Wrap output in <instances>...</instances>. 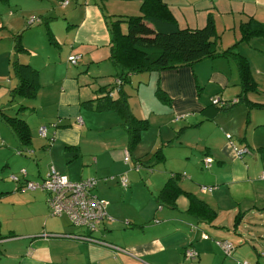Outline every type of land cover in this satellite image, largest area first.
Returning a JSON list of instances; mask_svg holds the SVG:
<instances>
[{"label":"crops","instance_id":"crops-1","mask_svg":"<svg viewBox=\"0 0 264 264\" xmlns=\"http://www.w3.org/2000/svg\"><path fill=\"white\" fill-rule=\"evenodd\" d=\"M74 1L81 7L66 14L63 32L50 29L57 53L39 57L24 42L26 52L18 56L21 63L39 72L36 97L33 100L17 98L10 106L6 105L10 109L15 106L13 115L4 116L0 110L2 118L16 117L24 121L31 136L30 145L24 146L5 122L11 134L2 135L0 131L3 146H0V165L8 169L0 171L4 172L0 176V264H182L187 249L197 253V258L189 264H249L234 258L238 246L228 241L227 227L219 224L224 212L219 215V211L227 212L230 217L235 215L233 234L244 243L248 236L241 234L240 224L250 217L264 218V178L261 179L264 110L240 104L211 118L204 113L212 99L239 98L241 87L236 63L219 57L191 67L150 73L147 77H143L146 74L131 76L123 91L133 116L146 121L150 129L161 126V123L153 124L157 116L174 117L176 122L167 120L162 124L167 128L165 139L159 131L153 138L152 152L138 146L129 152L122 118L102 104L105 93H110L111 100L118 96L117 89H112L118 69L109 61L110 37L103 12L95 4L98 0ZM120 2L118 5L113 0H105L104 13L109 14L116 6L134 4ZM162 2L179 29H200L211 18L220 45L233 39L231 46L239 43L242 33L253 23V28L264 25V0ZM137 6L133 8L140 11ZM173 8L180 11L182 20L174 15ZM248 22L251 23L243 26ZM159 28L169 29L168 26ZM219 28L224 31V42L223 36H218ZM235 50L248 61L259 92L248 97L253 103L264 105V38L240 42ZM72 57L77 58L75 65L69 63ZM44 69L47 70L43 72ZM157 86L164 99L157 96ZM8 92L9 89L7 97ZM43 126L47 130L45 138L38 135V129ZM198 133L205 135L200 138ZM147 134L142 132L138 142L147 139ZM158 145L160 150L165 147V176L137 162L149 157ZM183 145L202 146L200 167L204 171L196 167L192 155L182 157V150L197 153ZM234 148L244 149L246 153L239 156ZM206 157L212 159L208 167L202 163ZM169 158L178 159L179 165H167ZM141 167L146 171H141ZM51 169L73 182L96 179L93 194L105 201L106 217L97 231L88 235L99 240V244L73 238L86 235L83 230L67 232L61 225L49 227L47 195L39 190L20 189L24 181L41 182ZM21 170H25V178L20 176ZM170 171H186L180 176L179 186L215 212L212 221L200 222L186 212L185 196L177 199L176 209L156 203L154 197ZM11 175L17 176L20 182H12ZM122 179L127 181L125 186H121ZM138 194L143 198H137ZM255 238L249 243L254 251L253 264H264V235ZM218 241H228L233 249L226 254L217 246ZM54 258L60 262L53 261Z\"/></svg>","mask_w":264,"mask_h":264},{"label":"trees","instance_id":"trees-1","mask_svg":"<svg viewBox=\"0 0 264 264\" xmlns=\"http://www.w3.org/2000/svg\"><path fill=\"white\" fill-rule=\"evenodd\" d=\"M139 1H141V13L137 17L107 16L104 13L105 0L95 2L103 12L105 25L110 37L109 61L118 69L117 74L113 77L118 83H115L112 87V89H117V99L111 100L112 97L108 92L103 96L104 100L102 101L105 102L102 104L107 109L118 113L122 118L123 127L128 136L129 152L137 145L141 133L148 129V123L135 118L127 104V95H125L123 87L130 83L131 76L191 67L206 59L219 57L230 59L236 63L240 78L241 94L237 99L230 101L219 100L220 103L218 104L211 103L205 110V115L211 118L240 104L249 108L264 110V105L253 103L249 98L250 96L248 97V95L259 94V92L252 78L248 61L235 50L240 42L250 38H264V25L253 28L254 23L248 26L251 23L248 22L243 25L248 26L246 31L242 33L243 39L239 43L237 42L222 50L218 48L217 36L211 18L207 19L205 26L200 29H179L170 10L162 0ZM121 25L126 26V32L122 31ZM160 26H168L169 29L162 31L159 28ZM13 49V53L17 56V61H14L12 64L13 69L11 70L17 80V84L8 92L9 101L13 102L17 98L33 100L40 87L39 72L30 65L19 61L18 56L26 52L22 46L20 35L14 36ZM156 94L161 99L165 98L158 86ZM234 100L236 102H233ZM21 109L22 107L19 110ZM2 120L11 128V131L17 136L22 145H30L31 136L28 125L24 121L16 117H4ZM206 158L203 159V165ZM163 161V154L160 150H157L146 159H139L137 162L144 168L153 171L155 164ZM180 176V174H171L159 193L154 197L156 203L162 207L176 209L177 199L180 196H185L188 200L186 212L193 215L200 222L212 221L215 212L193 194L181 189L178 184ZM82 233L86 234L87 232L83 231Z\"/></svg>","mask_w":264,"mask_h":264},{"label":"rangeland","instance_id":"rangeland-1","mask_svg":"<svg viewBox=\"0 0 264 264\" xmlns=\"http://www.w3.org/2000/svg\"><path fill=\"white\" fill-rule=\"evenodd\" d=\"M82 1L83 0H80V3ZM113 1H115L116 4L121 3L120 0H113ZM140 2L141 1H139V0H135L132 2L134 4H132L131 6L127 5L126 7L125 6H122V7L116 6L114 8L111 7L112 8L111 10H113L116 13L111 11L108 14L106 11L105 14L110 15V16H121L122 15L123 17H137L140 15L141 12L135 10V8H133V7H135V5L136 6L138 5L137 7L140 8ZM68 4H69L68 7H67V5L64 6L63 0H0V110H1V112L3 111L2 114H4V116L5 115L6 116L13 115L15 113L14 110H16L15 106L12 107V109L6 107V105H8V104L11 105L13 103L12 101H9V96L7 97L6 91L8 89L10 90L11 88H14L16 85V82H17V80L14 76V73L11 70V69H13L12 64L14 63V61H17V56L13 53L14 52V49H13V38H14V36L20 35L22 46H23L24 42H28L27 44H29V46H32L34 48L35 53L39 54V57L40 56L46 57L47 54H49V53H52V54L57 53L56 52L57 46L55 44V41L52 43L53 35H52V31H50V29L53 28V29H56L57 31L63 32L62 28H64V25H66V23H67L66 19H65L66 14L68 15L70 12H72L77 7H81V4H77L74 0H68ZM104 6H105V4H104ZM173 10L175 11L174 15L177 18L180 17V18H178L179 21H180V19L182 20V17L180 16V13H179L180 11L176 8H173ZM47 18H50V20L45 21V19H47ZM122 31L126 32V26L125 25H122ZM223 33H224V31L219 28V32H218L219 35L218 36L222 37ZM222 40L224 42V36L222 37ZM222 40H221V42H222ZM218 42H220V40L217 41V44H218ZM232 42H234V39H233V41H231V43L230 42H224L223 44L221 43V45L218 44V48L220 49V47H221V48L227 49L229 46H231ZM33 55H35V54H33ZM18 59L20 60V58H18ZM22 59L26 60V57H22ZM69 63L71 64V62H69ZM48 67H50V66H48ZM100 68H102V67H100ZM45 70H47V69H44L43 72ZM92 71H95V70L93 69ZM147 75H149V74H146L143 77H147ZM235 75L237 77V74H235ZM151 79L153 80V78H151ZM135 86H137L136 82L133 83V87H135ZM129 87L130 86L128 85V88ZM128 88H127V90H130ZM229 97H230V95H225V98H229ZM18 102H20V100H18ZM10 105H8V106H10ZM2 114L0 115L1 118L3 117ZM181 119H183V118H181ZM167 120L172 121L173 123L176 122L174 117H172V119H171L170 117L157 116L156 119L153 120V124L157 125V124L161 123V126L160 127L156 126V127H154V129H152V128L150 129L148 126V129L146 130V133L148 132L147 139L143 140L142 142H138L136 146H138L139 148H144V150H147L148 153L152 152L151 148L154 147L153 146L154 145L153 138H154V136H156V134L157 135L159 134L158 133L159 131H160L161 137L163 139H165V134L167 133V128L165 129V126L162 127V124L165 123V121H167ZM177 121H180V120H177ZM43 127H45V126H43ZM213 129L214 128L212 126L211 131H213ZM0 131H1L2 135L6 134L7 136H9V134H11V132L9 131V128L4 124V122H2L0 124ZM198 134L200 135V138H202L205 135V133H198ZM0 144H2L1 141H0ZM0 146H2V145H0ZM163 146H165V145H163ZM183 146L186 147L187 149L194 150L197 153L193 152V153L189 154L188 150H186V151L182 150V153H181L182 157L186 158L187 156L192 155V157L195 158L196 167L200 171H204L202 166L200 167V161L202 160L200 158L202 146H198V147H197V145H191V146L183 145ZM157 147L159 148L160 146L158 145ZM157 147H156V149H157ZM2 148H3V146H2ZM2 148H0V149H2ZM156 149H153L154 152H156ZM195 149H197V150H195ZM159 150H160V148H159ZM160 152L163 154V157L165 158V147L163 148V150H160ZM198 152H200V154H198ZM174 153L175 152H173V154ZM168 156L171 157V155H168ZM202 157H203V155H202ZM177 160L178 159H176V158H172L166 163L169 166L170 165L172 166L173 163L175 164L174 166H177V165H179ZM202 163H203V161H202ZM1 166L2 165H0V171H8L7 168L1 167ZM142 167L140 168V170L146 171V170L142 169ZM166 169H167V166L165 168V159H164L163 162L155 164L153 172L157 173L158 175L162 174L163 176H165V170ZM183 172H186V171H170L166 175H169V177L171 176V174L183 175ZM3 174H4V172L3 173L0 172V176H2ZM157 174H155V177L157 176ZM1 181H2V179L0 177V182ZM3 181L11 184L10 182H8L7 179H3ZM139 191L143 192L142 188H139ZM35 192H38V191H35ZM138 197L143 198V196L140 194L137 195V198ZM222 212H224V216H221V218L219 219V222H220L219 224H222V226L227 227L225 230L226 231L228 230L230 233L227 237L228 241L230 243L234 244L235 246H238L236 251H235L234 258L238 261L246 260L249 262V264H251V263L253 264L252 256H254V251L252 248H250L251 245L249 246V243L251 242L252 239L259 236L260 234L264 235V218L262 220L261 217L256 216V217L247 218V220L244 222L241 221L242 224H240V230H241L240 232H241V234H243V236H245V235L248 236V241L246 243H244L245 241H243L240 237L233 234V226L235 223V220H233L234 219L233 217H235V215L230 217L229 215L226 214L227 212H225V211H219V215H221ZM48 215L50 217L49 218L50 221L48 222L49 227L54 228V227H57L58 225H61V227L65 228L67 232H70V231L82 232V230L86 232V230L82 227L73 226L66 216L51 217L49 213H48ZM42 224H43V222L41 223V226H42ZM256 239L257 238H255L254 240H256ZM228 241H226V242H228ZM54 255H55V253H54ZM219 255H221V254H219ZM55 257H57V256H55ZM218 259L220 260L219 257H218ZM224 259H226V258H224ZM55 260H56V258L53 259V261H55ZM58 260H56V262ZM261 260H263V259L261 258ZM189 261H192V260H183L182 264H189L190 263ZM59 262H60V260H59Z\"/></svg>","mask_w":264,"mask_h":264},{"label":"built area","instance_id":"built-area-1","mask_svg":"<svg viewBox=\"0 0 264 264\" xmlns=\"http://www.w3.org/2000/svg\"><path fill=\"white\" fill-rule=\"evenodd\" d=\"M68 0H63V5L66 6ZM77 58H69V62L75 65ZM118 83V81H116ZM233 102H236L235 100ZM212 104H218L219 99H212ZM47 130L45 127H41L38 134L41 138L46 137ZM229 140V136H226ZM234 152L241 156L245 152L244 149L234 148ZM211 159L206 158L204 160L205 167L210 166ZM20 176L25 178V170L20 171ZM264 175L261 176V179ZM10 180L16 184L20 182L19 178L15 175L10 176ZM126 180H121V186H125ZM97 181L94 178H88L85 180L73 182L69 181L65 176L56 173L53 169L50 170L46 178L41 182L24 181L20 189L27 191H41L47 195L46 204L49 214L53 217L66 216L70 223L75 227H82L87 233H93L97 231L99 224L105 219V201L99 199L93 194V189ZM203 191L211 190V188H202ZM77 240L85 241L90 244H99L100 241L92 238L89 235L74 236ZM221 247L223 251L228 254L233 248L232 245L226 241H220L216 243ZM264 256V253H263ZM184 258L186 260H195L197 253L191 249H187L184 252Z\"/></svg>","mask_w":264,"mask_h":264}]
</instances>
